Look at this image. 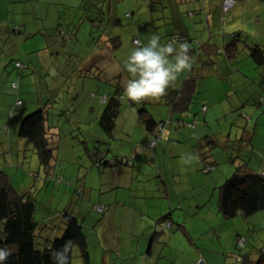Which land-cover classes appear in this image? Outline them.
<instances>
[{"label":"rangeland","instance_id":"rangeland-1","mask_svg":"<svg viewBox=\"0 0 264 264\" xmlns=\"http://www.w3.org/2000/svg\"><path fill=\"white\" fill-rule=\"evenodd\" d=\"M205 1L208 2V5H205ZM220 1H177L178 9L183 12L184 18L189 24L191 21L194 22L193 31L196 30L198 33V37L194 38V43L187 42L190 47V55L194 57L193 66L178 77L174 86L167 90L166 96L161 100H146L140 103L124 102L117 120L114 137H110L104 132L101 133L97 125L93 126L95 122H87L90 120V118L87 119L90 115L85 114L88 102L85 95L75 100L64 98L63 107L60 109L59 105L58 108L60 114L63 113L65 107L67 110L60 118L59 114L54 113V109L50 110L51 122L58 123L63 137V148L60 151L59 159L67 161L64 185L54 179H47L46 174L38 170L39 161L33 153L31 145H29L30 151H25L27 158L23 159L22 155L18 157L15 154V147L0 142V169L11 177L19 192H31L36 202V221L45 226L41 231L40 242L44 243L49 239L63 235L62 214L65 210H69L75 213L84 227L89 245L90 264H145V252L153 237H156L154 261L157 264H191V256L194 251H192L189 237L192 240L196 237L200 238L197 246L201 253L207 257V264H250L245 258L247 254L251 253L250 255L253 256L264 252V217H261L264 216V211L260 212L257 218L252 217L253 219L243 217L230 219V221H226L229 222V225H226V223H222L225 221L218 222L216 220L215 208L219 199L220 187L238 169L237 167L243 166L242 168H244L250 164V169L253 171L264 170V104L261 103L262 96H264V66L259 67L252 59L247 58L238 64L237 74L236 72L230 74L226 65L227 57L216 53L218 48H224L225 37L229 40L233 32L241 31L242 40L245 42L247 36L249 38L246 44H241L244 57L257 42L264 46V0H250L252 2L249 3L247 9L244 8L237 15L236 10L240 5L238 4L235 8V3L231 8L232 12L228 14L227 20L225 19V27L222 22L224 14L221 4H219ZM15 2L16 6H23L27 12L38 18L35 21V28L36 31L42 33L45 40L38 43V46L42 45L46 50L50 48V51L47 52V54L50 53L48 58L57 59L56 64L53 65L54 68H52L54 73L47 78L46 76L38 78L40 84L37 87H41L42 91H44V81L49 84L48 94H87V96L97 94L100 97L97 84L102 81L98 80H103L104 77L121 71L124 72V74L121 72L123 75L120 78L123 80V84L128 79V74L123 70V66L122 68L120 66L128 51L137 47L133 42L134 38H140L141 45H143L147 43L153 33H159L163 42H169L172 34L180 35L179 27H176V24L168 17L173 9L164 8L162 11H152V5L145 0H16ZM211 5L213 6L210 7ZM202 7H205L211 15L210 35H205L208 33V24L205 13L203 12L204 15H202ZM189 12L195 13L194 20L188 18ZM127 14H131V17H127ZM257 16L260 17L259 25L256 23ZM92 21H99V27H93ZM235 27H238L237 31H235ZM62 29L66 32H69L70 29L77 30L75 40L65 41L64 35L61 34ZM111 38H114L115 41L105 43L106 39ZM116 41L121 45L114 48L113 46L117 44ZM204 50L205 57L209 59L212 57V60L217 62L212 63L210 71L208 73L205 71L206 74H202L199 78L200 82L191 110L185 114L174 112L173 101L176 96L172 89H180L187 76L198 77L197 72L204 73V68H198L202 65L199 58L201 59L203 56ZM58 52L60 54H57ZM83 59L94 62L95 68H103L104 73L98 75L96 79L86 77L88 71L84 69L85 67H81L78 71L75 65ZM228 64L231 70L232 63L229 61ZM107 66L114 69L113 74L104 69ZM56 71L62 73L58 74ZM91 82L95 84L94 88H90ZM92 89H95V92ZM109 89H112L111 86ZM203 103L211 105L207 118L204 117L205 113L201 109ZM29 106L31 105L28 103V108ZM144 107L159 119H163L168 125V130L175 126L171 140L174 139L178 130L190 128V123L193 128L199 126L207 130L210 135H216L219 131L229 132L230 128L233 134V141L228 145V152L232 153L229 156L223 149L222 140L218 137L220 142L199 147V155H194V159L198 160L195 164L202 168L201 171L200 169L198 171L202 177H189L190 175L184 170H177L179 173L178 188L179 191H183L179 198L183 210L176 214L174 225L161 234H155V226H153L146 234L140 235L143 233L146 222H143L142 225V222L138 221L135 225L131 216L123 214L122 210H119L117 217H113V211L110 213L105 211L102 214L95 209V206L100 205L99 203L105 204L99 202L100 198L108 197L116 191L112 190L107 193L106 190L116 187L120 181L124 180L123 168L132 167L133 162L140 156L143 158L150 154V152L142 150L141 153H143L140 155L137 150V153L132 155L126 138L127 135H130L128 129L133 128L135 124L138 125L137 120L134 119L132 122L129 118L132 115L129 113L132 112L134 117L138 116L137 111ZM28 108L23 109L21 113H24V110L30 111ZM69 110L73 111L74 116H80L83 120L81 124L77 122V125H72L75 124L77 118L73 119L74 116L69 114ZM180 121L183 123L180 124ZM126 125L127 127H125ZM141 126L135 129L136 139H141L140 132L143 130ZM238 132L239 136H237ZM74 148L81 156L79 163L72 157ZM142 148L140 147L139 150ZM8 153L12 156L10 157ZM200 157L204 158V162L199 161ZM17 158L19 159L17 160ZM130 158L133 160L132 164L127 162ZM211 159L216 161L217 167L211 171V174L205 175L207 173H204L203 169L206 162ZM112 160H115L114 163H111ZM233 160L239 162L235 164ZM146 164L142 173L138 172L141 175L138 180L140 184H134V189H143L145 186L150 187L157 184L159 173L157 179L150 178L152 163L147 161ZM172 165L170 159L163 158L159 166L155 164L153 166L170 183L172 180L169 170ZM38 172L39 177L35 175ZM57 172L60 173L59 167ZM150 179L154 181V184L149 182ZM84 181L86 186L83 185ZM191 184L193 187L201 185L202 191L188 192L187 189ZM67 188H70L69 192H67ZM103 193L104 195H102ZM195 199L206 200L205 206L200 212L194 209L197 202ZM166 201H168L166 197L158 203L154 201L155 206L164 205ZM102 215H104L103 218H101ZM178 216L180 217L178 218ZM233 221L235 226L231 223ZM184 222H187L186 230L190 236L180 229L181 226H185ZM211 226L217 229V236ZM133 230L138 233L139 237H133L129 233ZM237 230L242 231L240 235L247 237L245 248H240L237 244ZM172 231L175 234L168 242L163 237ZM1 233L2 227L0 226V235ZM255 249H259V252L254 253ZM160 253L162 258H159ZM202 259L198 261V264H203ZM169 260L175 262L172 263ZM72 264H83L78 244L74 246Z\"/></svg>","mask_w":264,"mask_h":264},{"label":"crops","instance_id":"crops-1","mask_svg":"<svg viewBox=\"0 0 264 264\" xmlns=\"http://www.w3.org/2000/svg\"><path fill=\"white\" fill-rule=\"evenodd\" d=\"M15 1L16 0H0V130H2V132L0 133V142H5L6 144L10 146L15 147L16 148L15 151L17 149L19 150V147L22 146L21 139L17 138L19 125L21 123L22 118L28 115L30 111L46 106V104L48 105L51 104L53 105L52 109H54V113L59 114L60 109L63 107V104H64V98L68 97V98L75 100L76 98L78 99L82 95H85V97L88 100L85 114L90 115V117H88L87 119L90 118L91 121L86 119L87 122H91V123L95 122L93 126L97 125L98 128L101 130V133H103L104 131L99 123L101 115L103 114V111L106 106V100H104L103 98L105 96L111 95L113 91L112 89H114L115 79L117 80V78L119 77L121 78L122 77L121 75L124 74V72H122L120 69L122 68V65L120 66L119 70L123 74L121 72H119L120 74L119 73L113 74L114 73L113 68H110V66L104 67V69L111 71L113 75L108 76L106 78L104 77L103 80H98V81H102L97 84L99 88V92H100L99 94L100 97H98L97 94H90L89 96H87V94H48L47 91L49 90L48 89L49 84H47L46 81H44V83L46 82V84L43 83L44 85L43 88L45 91L44 93L41 87H37V85L40 84L38 78L42 76L44 77L46 76L47 78L49 75L53 74L54 70L52 71V68H54L53 65L56 64L57 59L55 58L52 59V57L50 59L48 58L49 57L48 55L50 53L47 54V52L50 51V48L46 50V48L43 47L42 45L38 46V43L45 41L44 37L42 36V33L36 31V28H35V21L38 18L34 15H31V13L27 12L23 6L22 7L18 5L16 6ZM221 2L222 1H220L219 4H221ZM251 2L252 1L250 0H236L235 8L237 7L238 4L240 5V7L236 10V15L239 13V11L242 12L244 8L247 9V6ZM205 4L208 5V2L205 1ZM212 6L213 5H211L210 7ZM210 16L211 15L208 14L207 23L209 27H208V33H205V35H210V31H209L211 30ZM250 16H253V15H250ZM180 23L184 25L183 22H180ZM256 23L258 25L260 23V17L258 16H257ZM188 25H189V28L182 27V29L180 30V33H183L184 35L191 37L192 39L191 43H194V38H196V36L198 37V33L196 30L193 31V28L195 25L193 21H191V24L188 23ZM14 26L20 27L19 34L11 33L12 28ZM237 28L238 27H235V31L238 30ZM211 36L213 35L211 34ZM229 38H231V36ZM139 40L141 41L140 38ZM224 40H225L224 41V47H225V45L227 46V43L229 42L230 39L228 40V38L226 39L225 37ZM221 49H222L221 47L218 48V50H221ZM218 50L216 51L217 54L219 53ZM203 52H204L203 56L201 57V59L199 58V61L202 63V65L201 67L199 66L198 68H202V69L204 68V73L200 71L197 72L198 78H200L202 74H206L205 71H207L208 73L211 69V64L217 62V61L212 60V57L211 59L205 57V54H206L205 50ZM57 54H60V52H58ZM14 59L16 61L23 62L27 66V68L24 70L17 69L12 64V61ZM228 63L229 61L226 60V65L229 70V73L234 74L236 72L237 74L239 70L238 65L235 66L233 62H231L232 69L230 70ZM75 65L78 68L77 69L78 71L80 70L81 67H85L84 69L88 71V73L86 74V77H91V79H96L98 75H102L104 73L103 68L101 67L95 68L94 62H88L87 59H83V61H81L80 63L77 62ZM56 72L58 73V71ZM59 73H62V72L59 71ZM221 80L223 79L221 78ZM120 81L123 84V80L120 79ZM12 82H18L20 84V88L18 92L17 91L15 92L12 89V85H11ZM199 82H200V79L198 81V86H199ZM108 85L111 86L112 89H109ZM94 87H95V84L91 82L90 88H94ZM181 88L172 89L175 92L174 96H176V98L174 97L175 99L173 102H175L176 99L178 98ZM92 90L95 92V89H92ZM18 99L22 100L23 105L20 108H18L17 114L13 118H10L9 111L15 105ZM28 103L31 105L29 106V108H28ZM59 105H60L59 107L60 109L58 108ZM210 106L211 105L207 103L202 104V108H201L202 112H203V107H207L206 112H204L205 118H207L208 116V113L210 111ZM25 108H28V110L30 111L24 110L25 112L21 113V111ZM66 110L67 108L65 107L64 111ZM64 111H63V114H64ZM138 111H137V115H138ZM149 112L152 114V116L158 123L164 121L163 119H159L158 117H156L151 111ZM69 114L74 116L72 110H69ZM129 114L132 115V117H129L132 120V122L134 121V119L138 121V125L135 124L133 128L128 129L130 131V135H127L126 138L128 139V144L130 146V153L132 155H135L138 150L139 151L138 154H140L141 151L143 150V152L147 151L148 153L150 152V154L143 156V158L142 156H140V158H138L134 162L132 160L133 162L132 167H128L125 169L123 168L122 172H123V177H125L124 180L120 181V183H118L116 187L107 189L106 190L107 193L111 192L112 190H116V191L113 194H111L112 196L110 195L108 197L100 198L99 202H103L105 204H101V203L99 204L101 206L104 205L106 207L105 211H109V213L113 211L112 213L113 217H117V213H119V210H122L123 214L126 213L127 215L131 216V218L134 220L135 225L137 224L138 221L142 222V225H143V222H146L145 228L143 229V233H140V235H144L146 234L147 231H149L150 227H153V226L156 227L158 220H160L164 215L169 214L171 212V216L174 221L176 214H178V211L180 212L183 210L182 203L180 202V199H179L180 196L183 194V191L182 190L179 191V188H178L179 183H178L177 178H178L179 173L177 172L184 170V172H187L190 175L189 177H202L201 173L198 172L199 169L201 171L202 168H200L197 164H195L197 163L198 160L194 159V155H197V156L199 155L198 154L199 147L206 146V144H209V143L216 144V142H220L217 139L218 137L219 139L222 140L221 143L223 144V149L228 153V156H229L232 153L230 151L228 152V145L229 143L233 141V134L230 128L229 132H226V131L217 132L216 135L218 136L214 134L210 135L207 132V130H204L200 128L199 126H196L195 128H187L184 130H178L176 134L174 135V139L171 140L170 138H172L173 136L172 131L173 129H175V126H173V129L171 130H168V127H166L165 132L162 134L161 140L152 149L150 148V140L152 138L151 133L146 129V126L140 120L139 115L134 117V114H132V112ZM74 118H77V121H75V124H72V125H77L76 124L77 122L78 124H81V122L83 121L78 115H75L73 119ZM6 124H9V130H8L9 132L4 130V126ZM52 124L54 125L55 123H52ZM139 124L142 125L141 127L143 128V130L142 132H140L141 139H136L135 129H137V127L140 126ZM116 126H117V121H116ZM128 126L131 127V125H128ZM125 127H127V125ZM79 129H81L80 126H79ZM52 132L53 134H57V133L61 134L60 140L58 142L56 161L54 163L56 165L54 174H56L57 176H60V178L63 179V181L59 183H63L64 185V182H65L64 171L67 169V166H66L67 161L59 159L60 151L63 148V137H62V133L59 127L52 129ZM237 136H239V132L237 133ZM140 147H143V148L139 150ZM72 157L74 158V160L78 161L79 163L80 161L79 158H81V156L79 155V153L77 152L75 148L72 151ZM163 158L170 159L171 163L173 164L171 169L169 170L170 171L169 176H171V180H172L170 183H168L165 176H163L162 173L157 171L155 167L153 166L154 164L159 166ZM147 161H149L150 164L152 163L150 178L157 179L158 173H159V178L161 181L159 182V178H158L157 184H154V181L150 179L149 182L153 183L154 186H150V187L145 186L143 189L142 188L134 189L133 187L134 184H140V181L138 180L140 179L141 175L138 172L142 173V170H144L145 166L147 165L146 164ZM32 162H34L33 159H32ZM236 162L238 163L239 161H236ZM210 163H216V161L211 159ZM58 167L60 168V173L57 172ZM101 168H103L102 165H101ZM161 168H162V165H161ZM260 173H264V170L261 171ZM205 175H209V174H205ZM232 175H230V177ZM68 184L70 185V183ZM83 185L86 186L85 181ZM192 187L193 186L191 184L189 188L187 189V191L190 193L195 192V191H199V192L202 191L201 185H196V186L194 185V187L193 188ZM69 189L70 188H67V192H69ZM102 195H104V193ZM165 197L168 199V201H166L164 205L159 204L158 206H155L154 201L158 203L160 201H163ZM157 199L159 200L157 201ZM195 200H197V202H196V206L194 207V209H196L197 212H200L202 207L205 206L204 204L206 200H200V199H195ZM215 208H216V220H218V222L225 221L222 223H226V225H229V222H226V221H230V218L224 217L222 213L220 212L219 199H218V202ZM95 209H96V206H95ZM105 211L102 212V214H104ZM258 214H256L253 217H256V218L259 217ZM103 216L104 215H102L101 218H103ZM179 217L180 216H178V218ZM238 217H241V216H238ZM261 217H264V216H261ZM248 219H253V218L251 217ZM231 223H233V225L235 226L234 221ZM184 225L185 226H181L180 224L179 225V227L181 226L180 229L187 236H190V234L186 230L188 228L187 222H184ZM211 229L215 230L214 234L217 236L218 235L217 229H215L212 226H211ZM240 232L242 231L240 230L236 231L237 240H238V237L244 236V235H240ZM129 233L133 237H139L138 233L135 230ZM174 234L175 232L172 231L163 238H166L169 242L170 239L172 240ZM197 238L198 237L192 240L191 237H189L192 251H194V253H192V256H191V264H198V261H200L202 257H203L202 259L203 264L204 263L207 264V257L201 253L200 249L197 246L198 245L197 242L199 243L200 241V238L199 239ZM155 240H156V237H153L150 240L148 248L145 252V257H146L145 262H144L145 264H148V262H150V264H157L154 261V258L156 257L155 252H154ZM253 252L257 253L259 252V249H255ZM250 254L251 253L247 255L249 256ZM256 255L257 254H254L253 256L250 255L249 257L256 258L257 257ZM159 258H162L161 253L159 254ZM170 258L173 259L172 257ZM174 260H169V262L174 263L175 262Z\"/></svg>","mask_w":264,"mask_h":264},{"label":"trees","instance_id":"trees-1","mask_svg":"<svg viewBox=\"0 0 264 264\" xmlns=\"http://www.w3.org/2000/svg\"><path fill=\"white\" fill-rule=\"evenodd\" d=\"M145 1L152 5V11H162L164 8H172V13L168 17L176 24V27H179L178 30H181L182 27L189 28L187 20L184 18L183 12L178 9L179 5L177 1L179 0ZM221 1V8L224 14L222 22L223 27H225L228 14H230L233 9L226 12L223 7L224 0ZM201 12L202 15H204L203 12L205 13L207 16L206 19L208 21L209 13L206 11L205 7H202ZM128 16L131 17V14H127V17ZM187 16L190 20H194L195 13L189 12ZM180 22H183L185 26ZM92 24L93 27H99V21H92ZM76 31L77 30L75 29H70L69 32H66L64 29H62L61 34L64 35L63 39L65 41L71 42L75 40V34L77 33ZM11 33L19 34L20 27L14 26ZM179 34L180 35L172 34L168 41H192L191 37L184 35L183 33ZM135 40H138L139 44H134L136 46H140L142 42L139 40V38H134L133 42ZM230 40L231 42H228L227 46L221 50H218L220 53H218L219 55L225 54L228 61L233 62L235 66L247 58L252 59L259 67L264 66L263 46L256 43L250 48L249 52L247 51V55L244 57L242 56L243 46H241V44H246V42L249 40L248 36L247 41L245 42L242 40L241 31L233 32ZM107 41L115 40L114 38L106 39L105 43ZM120 45L121 43L117 42V44L113 47H120ZM12 64L19 70H24L27 68L23 62L16 61L15 59L12 61ZM198 81L199 78L196 76L189 75L186 77L180 94L173 103L174 112L185 114L191 110V105L194 103L197 93ZM11 85L15 92L19 91L20 84L18 82H12ZM122 86L123 84L121 83L119 77L117 78V81L114 82V89L111 95L105 96L106 106L99 120L104 133L110 137H114L116 121L121 113V107L123 104L120 99ZM262 97L261 103L264 104V96ZM18 102L21 103L18 104ZM22 105V100L18 99L15 105L9 111L10 118H13L17 114V109ZM52 107L53 105L46 104V106L40 107L22 118L17 133V138L21 139L22 146L19 147V150L17 149L14 152L18 157L22 155L23 159H25L27 158L25 151H28L30 147L29 145H31L33 153L37 156L39 161L40 167L38 170L43 171L46 174L47 179H54L57 182H62L63 179L60 178V176H55L56 174H54L56 169V165L54 163L56 161L58 142L60 140L61 134H53L52 132V129L59 127L58 123L53 122L55 123L54 126L51 122L50 110ZM138 115L140 120L146 126V129L151 133V140L160 133L158 129L159 125H166L165 121L158 123L149 110L145 107L138 111ZM62 116L63 113H59V118ZM66 121H69V119H66ZM181 122L183 121H180V124ZM4 130H9V124L4 126ZM1 132L2 130H0V133ZM22 147L23 150H21ZM8 155H10V153H8ZM11 156L12 155H10V157ZM18 159L19 158H17V160ZM114 161L115 160H112L111 163H114ZM200 161L204 162V158L200 157ZM127 162L132 164V159H128ZM233 162H236V160H233ZM206 163H210V161ZM210 164L214 165V167H217L216 163ZM242 167H237L238 169L230 178L225 181L219 190V208L222 215L226 218L233 219L241 216L245 219H248L260 213L261 211H264V173L251 170L250 164L249 166L246 165L244 168ZM210 173L211 172L207 174ZM35 175L39 177V172ZM13 183L14 181L11 180V177L5 173V171L0 169V226L2 227V233L0 235V248L6 249L10 252L5 264H59V261L54 258V253L62 251L66 244L68 245V250L66 252L67 264H72L73 250L74 246L77 244L80 245L83 264H90L87 235L81 221L78 219L75 213L65 210L62 214L64 224L63 235L61 237L49 239L42 243L40 242L39 238H41V231L45 226H42L41 223L36 221L37 205L33 195L29 191H25L23 193L19 192ZM96 209L102 213L105 211L106 207L104 205H99L96 206ZM173 225L174 221L170 212L158 220L155 227V234H161L166 229L171 228ZM240 238L245 239V244L243 246L239 244ZM237 244L240 248H245L247 245V237H238ZM249 256H245V258L248 260V263L264 264V252L257 254L256 258H251Z\"/></svg>","mask_w":264,"mask_h":264},{"label":"clouds","instance_id":"clouds-1","mask_svg":"<svg viewBox=\"0 0 264 264\" xmlns=\"http://www.w3.org/2000/svg\"><path fill=\"white\" fill-rule=\"evenodd\" d=\"M193 63L194 57L190 55L187 42H163L159 33L151 34L147 43L130 49L122 60L128 79L122 86L121 101L161 100L178 77L192 68ZM67 250L66 244L62 251L54 253L59 264H67ZM9 254L8 250L0 248V264H5Z\"/></svg>","mask_w":264,"mask_h":264},{"label":"built area","instance_id":"built-area-1","mask_svg":"<svg viewBox=\"0 0 264 264\" xmlns=\"http://www.w3.org/2000/svg\"><path fill=\"white\" fill-rule=\"evenodd\" d=\"M236 1L235 0H224L223 2V7L224 10L227 12L229 10H231V8H233V6L235 5ZM135 44H139L138 40L134 41ZM104 100L106 99V97L103 98ZM21 102H18V104H20ZM207 107H203V112H206ZM183 123V122H181ZM189 127H192V124H189ZM160 133L157 134L151 141H150V148H154V146L161 140L162 138V134L165 132L166 130V125L164 124H160L158 127ZM214 165L210 164V163H206L205 168L203 169L204 173H209L214 169ZM239 244L240 245H244L245 244V239L244 238H240L239 239Z\"/></svg>","mask_w":264,"mask_h":264}]
</instances>
